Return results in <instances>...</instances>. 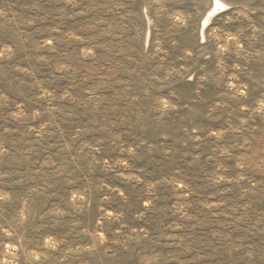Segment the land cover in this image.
I'll return each mask as SVG.
<instances>
[{
    "label": "rangeland",
    "instance_id": "1",
    "mask_svg": "<svg viewBox=\"0 0 264 264\" xmlns=\"http://www.w3.org/2000/svg\"><path fill=\"white\" fill-rule=\"evenodd\" d=\"M0 0V264H264V0Z\"/></svg>",
    "mask_w": 264,
    "mask_h": 264
},
{
    "label": "bare ground",
    "instance_id": "2",
    "mask_svg": "<svg viewBox=\"0 0 264 264\" xmlns=\"http://www.w3.org/2000/svg\"><path fill=\"white\" fill-rule=\"evenodd\" d=\"M226 9H227V5H225L223 2L219 0H214V6L204 21L203 29H205V27L209 24L213 15H216L218 11H222Z\"/></svg>",
    "mask_w": 264,
    "mask_h": 264
}]
</instances>
